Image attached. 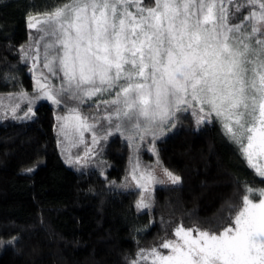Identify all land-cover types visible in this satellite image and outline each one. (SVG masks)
Returning <instances> with one entry per match:
<instances>
[{"label":"snow or ice","instance_id":"6c2138e0","mask_svg":"<svg viewBox=\"0 0 264 264\" xmlns=\"http://www.w3.org/2000/svg\"><path fill=\"white\" fill-rule=\"evenodd\" d=\"M27 27L41 33L30 69L38 95L29 103L83 104L108 94L97 104L104 106L101 118L110 125L115 120L117 131L124 120L135 119L137 129L143 121L145 133L178 112L191 111L198 125L214 116L248 167L264 177V0H152L150 6L144 0H62L42 18L28 17ZM69 113L62 119L74 120L77 129L95 128L78 107ZM30 114L31 107L24 118ZM138 167L136 187L147 191L165 182L152 171L137 175ZM163 173L171 184L181 180L166 168ZM244 191L240 205H228L235 215L222 231L181 223L174 239L161 238L138 255L151 264H264V188ZM136 207L151 203L141 196Z\"/></svg>","mask_w":264,"mask_h":264},{"label":"trees","instance_id":"16d2710c","mask_svg":"<svg viewBox=\"0 0 264 264\" xmlns=\"http://www.w3.org/2000/svg\"><path fill=\"white\" fill-rule=\"evenodd\" d=\"M61 2L0 0V94L32 89L30 61L21 50L30 36L28 16ZM56 110L40 100L29 118L0 119V264H151L138 255L141 249L181 223L222 231L235 215L228 205L241 204L245 187L264 188V177L248 167L216 120L197 126L190 112H178L154 146L156 159L181 180L156 185L151 207L138 210L140 190L120 185L128 143L119 134L104 142V175L70 166L60 152ZM141 154L154 159L146 148ZM29 167L34 170L22 171Z\"/></svg>","mask_w":264,"mask_h":264},{"label":"rangeland","instance_id":"374dc122","mask_svg":"<svg viewBox=\"0 0 264 264\" xmlns=\"http://www.w3.org/2000/svg\"><path fill=\"white\" fill-rule=\"evenodd\" d=\"M145 5L150 6L151 3H148V4L145 3ZM43 13L44 12L30 14L28 17L39 16L40 18H42ZM244 14L246 15L247 12H245ZM40 35L41 33L38 32L36 29L30 28L29 40L27 41V43H25L22 46L23 56L25 57V53L28 54V57H29L28 59L30 61V69L32 68L31 57L34 55L35 42L39 39ZM30 48L32 49V51L29 50ZM41 52H42V48H41ZM41 62H42V56H41ZM44 72L47 75L46 69L44 70ZM31 73L33 76V87L30 91H20V92H14V93H9V94H0V119H3V118H13V119H18V120L26 119L24 117H25V113L28 111V108L31 107L33 111L34 105L40 100H47L51 104H53L50 100L46 98L45 99H33L32 102L29 103L30 99L38 95L36 91L35 77L32 71ZM50 80H51L52 85H55L56 87L60 86L61 80L59 78L50 77ZM21 93H27V97H22ZM110 98L111 97L108 94H105L102 97H93L91 100H86L83 104H78L76 101H71V100L62 102L59 105L53 104L54 107L57 108L56 115H55L56 116V133L58 136V142H59V148H60L61 155L64 161L70 166H73L78 169L87 168V167H95L101 171L102 175H104L106 163L101 154L103 144L105 141L109 139L111 135L119 134L122 137V139H124L128 143V146H129L127 172H126V175L123 181L120 184L121 188L123 189L137 188L140 190L138 201L141 199V196H143L145 197L146 202L151 203L152 189L156 185H173L170 182H168L167 178L164 176L163 169L165 168L156 159V151L155 150L153 151V148L155 149L154 141L157 138L161 137L162 135H165L169 130L172 129V124L175 123V119L163 125L157 124L153 128V131L147 132V133L142 131V129L145 127L143 121L140 122V129H137L135 127V124L137 123L135 119L124 120L121 124V129L117 131L114 126L116 123L115 120H113L112 124L110 125L107 120L101 118L105 115L104 106L100 105L99 107H97V104L100 100L110 99ZM16 105H19V107H16V111L15 113H13L12 108L15 107ZM74 107L79 108V114L82 117H86L87 122L89 124L95 125L94 129H90V130L77 129L76 122L74 120L62 119L63 117L69 116L70 115L69 109L74 108ZM188 112L191 113V111H188ZM30 116L31 114L29 115V117ZM58 118H61V119H58ZM211 119L216 120L222 129L220 122L214 116ZM199 125L197 124V126ZM153 132L155 133V135H153ZM94 133L97 137V142L95 144H93V134ZM142 136L143 138H141ZM235 146L238 148L236 144ZM143 148H146L148 152H150V154L154 156V159L150 161L143 159L142 154H141ZM89 149H91V151H89ZM69 161H72V162L69 163ZM137 164L139 165L138 170H137V175L139 174V171H144V170L152 171L154 172V174L156 175L158 179L164 180L165 182L162 184L156 183V184L150 185L147 191H144L136 187V183L132 179V175H133V168ZM250 198L253 199L254 201H257L259 199L258 195L255 193ZM201 230H205V229H201ZM173 233L174 231L170 235L164 238L174 239L175 237ZM193 234L195 235V233ZM157 245L158 244L153 245L151 246V248ZM164 251L165 253L167 252V250H164Z\"/></svg>","mask_w":264,"mask_h":264}]
</instances>
